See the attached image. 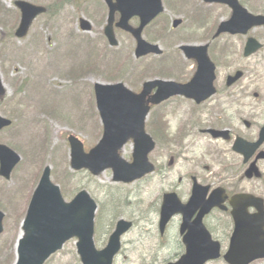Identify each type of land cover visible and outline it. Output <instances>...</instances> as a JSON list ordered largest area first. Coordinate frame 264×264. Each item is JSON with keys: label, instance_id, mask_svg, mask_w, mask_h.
Returning a JSON list of instances; mask_svg holds the SVG:
<instances>
[{"label": "rangeland", "instance_id": "1", "mask_svg": "<svg viewBox=\"0 0 264 264\" xmlns=\"http://www.w3.org/2000/svg\"><path fill=\"white\" fill-rule=\"evenodd\" d=\"M14 1L0 0V73L7 90L5 99L0 101V114L12 118L15 123L11 130L0 134V140L11 146H21L20 143L29 141L30 146L22 147L24 157L22 166H30V169H20L15 177L17 184L20 180L21 184L28 183L27 180L32 175L42 170L38 168H45L48 165L54 169L55 176L64 184L63 187L72 192L76 185L74 181L70 182L67 179L70 169V147L66 141L67 137L74 133L81 137L86 147L91 148L103 133V125L92 93L94 83L109 84L122 79L130 89L136 90L148 79L168 78L170 74L181 76L177 71L179 61H174L176 64L173 67L166 61L151 57L137 60L134 56V40L120 32L117 33L119 46L110 47L103 35L107 14L103 0H91V6L83 2L77 5L76 11L71 5L62 3L60 5L66 6L61 12H54L52 17L38 18L27 37L9 38V27L20 19ZM26 1L36 4H52L54 1V5H59L62 0ZM169 1L166 0L163 19L151 25L145 34L148 39H156L162 45L165 42L157 38L161 39L163 31L165 35L168 29H172L166 21L171 24L172 18H181L184 22H192L191 17L194 15L192 9L196 8L195 4L186 1L182 2L181 8H176L174 4V8L170 10ZM250 7L253 11H261L264 9L263 0H252ZM209 8L210 14H213L208 15L206 27L228 16L226 8L220 5H210ZM80 18L91 22V32H84L79 28ZM171 37L177 40V45L180 44V31H171ZM174 49L175 47L169 46L165 50L171 53L169 50ZM168 66H172L173 72L166 71ZM121 67L123 68L120 70ZM57 69H61L65 75L57 74ZM51 104L60 111L61 116L52 115L55 111L48 108ZM183 111L179 105L168 106L154 111L148 118V132L151 131L150 134L155 137L157 145L150 155L151 161L156 160L161 165L169 163L166 148L170 142L188 147L181 159L170 160V165H173L172 181L164 180L163 175L159 174L151 175L150 179L139 183L117 186L113 182L112 172L108 170L96 180L92 179L89 185L86 184L93 197L102 203L105 212L110 204L107 198L110 193H115L118 198L123 199V205L115 211L117 217L134 220L138 226L137 230L124 238L123 253L116 264H148L153 261V255L159 252L158 238L152 231L151 224L163 193L170 183H178L180 178H185L190 172H201L206 177L205 169H209L210 166L212 168L215 164V158L211 154L215 147L214 143L200 136L185 137L188 129L183 123ZM173 149L175 151V148ZM133 150L134 144L129 142L121 154L127 160H132ZM204 158L201 171L198 164ZM24 179H27L25 183ZM11 184L12 182H0V203L8 212L5 233L0 238V264L14 262L13 246L21 234L20 222L26 214L21 199L23 190L11 193L8 190ZM243 184L248 189L256 185L246 181ZM105 190L107 192H104ZM48 264H81L78 260L76 241L66 244Z\"/></svg>", "mask_w": 264, "mask_h": 264}, {"label": "flooded vegetation", "instance_id": "2", "mask_svg": "<svg viewBox=\"0 0 264 264\" xmlns=\"http://www.w3.org/2000/svg\"><path fill=\"white\" fill-rule=\"evenodd\" d=\"M186 1L196 5V8L192 9L194 14L191 17L192 22H184L181 18H172L170 24L169 21L165 20L168 26H172V29H168L165 35L163 31L162 36H160L161 39L157 38L165 42L162 45L156 39H148L145 34L151 25L163 19L166 12V0H163L165 12L143 31L145 40L152 45L159 46L163 54L162 56L150 54L142 59L149 57L159 59L160 61H166L173 67L176 64L174 61L178 60L179 66L177 67V71H179L181 76L178 77L176 74L172 76L173 74H170V77L168 76L165 79L187 86L193 81L199 68V59L202 58V52L205 50L203 48H206V56H208L214 67L213 94L200 103L186 96L174 97L165 102L158 110L174 105H179L180 108H183V123L188 129L185 137L200 136L214 143L215 147L212 149L211 154L215 158V164L212 168L210 166L209 169H205L204 172L207 173L206 177L201 172H190L185 178H180L178 183L169 184L168 189L161 197V202L156 206L157 213L154 215L151 224L152 231L158 238L157 251L159 254L155 253L153 255L154 258L152 257L153 261L148 264H172L180 261L189 251L185 237L190 235L189 243L192 244L195 237L204 235V232L210 235L212 243H220L223 251H226L235 228L233 198L243 194L253 195L264 200V24L251 28L246 34H232L229 32L219 34L222 23L231 19L233 10L229 6L209 4L204 0H170L168 2L170 10L174 8V4L176 8H181L182 2L186 3ZM61 2L71 5L75 11L78 9L77 5L83 2H86V5H92L91 0H62ZM102 3L107 12L104 28L106 29L109 24L110 8L106 0H103ZM113 3L116 4L117 1L113 0ZM239 3L248 12L264 16V9L259 12L251 9L252 0H239ZM259 4L261 3L259 2ZM210 5H220L226 8L228 16L226 19L216 21L210 27H206L207 22L205 21L209 20ZM120 18V13L116 12L113 31L116 37L117 33L120 32L134 40L135 54L137 43L133 36L117 28ZM80 19L78 22L79 28L81 27ZM188 23L190 24L188 25ZM129 24L132 28L137 29L141 25V20L138 16H134ZM183 27H185V30H183ZM171 31H180V44L177 45V40L171 37ZM103 35L108 40L105 36V30ZM117 40L119 41L118 37ZM169 46L175 47L173 51L169 50L171 53L166 52ZM247 51L251 52L247 54ZM172 66H168L166 71L173 72ZM169 112L170 109L168 110ZM13 127L14 124L12 127L0 131V134L11 130ZM209 131L218 132L219 136L214 137ZM261 140L262 142L254 148L253 152L246 146V144H257ZM20 144L21 146L12 145V147L11 144L0 140V145L6 146L20 157V161L14 166L10 178L6 179L0 174V182H12L8 189L11 193L23 190V194L21 195L22 206L23 209L26 208L24 220L27 216L34 191L45 168H38L42 170L32 175L29 180L24 179L23 182L25 183L27 180L28 183L21 184L20 180L17 184L15 177L20 169H30V166H22L24 163L22 149L30 145L27 142ZM173 148H175V151ZM166 149H168L167 158L169 163L165 162V164L161 165L156 160L151 161L155 167V171L151 175L158 176L161 174L164 180L172 181L171 173L173 165H170V160L181 159L188 150V147L170 142ZM85 150L86 152L90 151L86 145ZM203 162H205V158L198 164V169H201V171ZM213 169H218V171L215 172ZM250 169H258L259 176L247 177V172ZM51 175L53 182H56L54 169H52ZM74 175L71 182L74 181L75 185L83 184L84 188L87 189L86 184L89 185L92 181L90 173L81 171L76 172ZM151 175L145 179H150ZM244 181L255 183L257 187L255 185L252 189H248L243 184ZM139 182L137 181V183ZM196 189L202 197L205 196L206 203L204 208L191 207L185 215L181 213L174 214L162 230L161 206L164 196L175 194L181 204L186 206L194 196ZM26 195L27 198L25 199ZM6 210L3 208L2 203H0V212L5 216L4 228L8 220V212ZM254 212L255 209H250L251 214H254ZM121 219L117 218L114 214L98 215L95 220V234L97 233L95 240L99 249L107 247L110 236L117 228L118 222ZM131 221L134 224L133 228L123 236L122 250L116 257L114 264L117 263V259L123 253L124 238L132 231H135V229H138L136 222L134 220ZM221 262L225 264L222 259L211 260L206 264H220ZM258 263H264V260L254 262L253 264Z\"/></svg>", "mask_w": 264, "mask_h": 264}, {"label": "water", "instance_id": "3", "mask_svg": "<svg viewBox=\"0 0 264 264\" xmlns=\"http://www.w3.org/2000/svg\"><path fill=\"white\" fill-rule=\"evenodd\" d=\"M106 0L110 6V23L106 35L112 45H116L113 35L115 12L122 15L118 27L131 32L138 41L137 56L149 53L161 54L157 46L148 45L142 39V31L153 19L163 12L162 0ZM210 3L229 5L233 11L230 21L223 23L219 33H247L254 26L264 24L263 16L249 14L238 0H205ZM22 12V21L16 33L19 38L27 35L35 18L46 10L27 2H16ZM139 16L141 26L133 29L129 20ZM84 30H90V24L82 22ZM205 49V48H203ZM251 51H247L249 54ZM199 59V70L187 86L163 81L149 82L144 85L140 94H135L123 84H96L98 110L104 124V135L98 145L89 154L85 153L83 144L76 137H70L72 168L75 170L89 169L93 175H100L107 169L114 171V181L131 183L153 172L149 162V154L154 150L155 143L146 133L145 122L150 111V104H160L175 95H186L198 103L207 99L214 92V67L206 56V49ZM157 89L154 95L153 90ZM5 94V87L0 75V95ZM11 125V121L0 116V130ZM217 137L218 132L210 131ZM130 140L134 141L133 162L128 163L120 156V151ZM257 144H246L253 152ZM20 157L6 146L0 145V174L10 178L14 166ZM51 170L47 168L35 191L29 207L28 215L23 224V237L17 248L16 264H45L54 254L63 249L64 245L77 238L78 254L83 264H113L115 255L120 250L121 236L132 227V224L121 220L108 247L98 251L94 244V219L97 204L91 196L83 191L70 203L66 202L58 186L50 180ZM258 174L257 169H250L248 176ZM196 188V187H195ZM205 196L197 189L188 205L181 204L175 194L165 195L161 211V229L174 214H187L191 207L204 208ZM233 216L235 230L231 238L230 248L224 255L228 264H251L264 259V201L252 195H239L233 198ZM208 208V206H207ZM249 208L257 212L249 214ZM4 214L0 212V234L3 232ZM190 235L185 237L189 246L188 254L177 264H205L209 260L221 257V245L212 243L210 235L195 237L189 243Z\"/></svg>", "mask_w": 264, "mask_h": 264}, {"label": "trees", "instance_id": "4", "mask_svg": "<svg viewBox=\"0 0 264 264\" xmlns=\"http://www.w3.org/2000/svg\"><path fill=\"white\" fill-rule=\"evenodd\" d=\"M49 12H50V10H49ZM9 33H10V36H12L13 31H10Z\"/></svg>", "mask_w": 264, "mask_h": 264}]
</instances>
